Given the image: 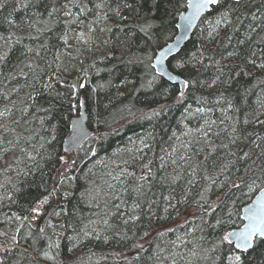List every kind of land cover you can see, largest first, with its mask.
I'll use <instances>...</instances> for the list:
<instances>
[{"label":"trees","instance_id":"1","mask_svg":"<svg viewBox=\"0 0 264 264\" xmlns=\"http://www.w3.org/2000/svg\"><path fill=\"white\" fill-rule=\"evenodd\" d=\"M187 4L0 0V264H264L218 243L264 189V0L204 16L167 62L180 99L153 60Z\"/></svg>","mask_w":264,"mask_h":264},{"label":"water","instance_id":"2","mask_svg":"<svg viewBox=\"0 0 264 264\" xmlns=\"http://www.w3.org/2000/svg\"><path fill=\"white\" fill-rule=\"evenodd\" d=\"M239 1V0H235ZM215 5H209L207 8L196 12L195 9L187 5V9L182 12L179 16L177 22V34L172 41H170L165 47L160 49L154 60L153 67L155 68L158 75L164 77L170 83L180 85L181 92H185L184 79L179 75L171 72L167 66V61L169 58L176 55L185 45V43L191 38L194 31L198 27L202 18L211 11L212 7ZM172 77H177V79H172ZM94 134L87 124V115L85 109L83 108L78 116H76L71 124V131L69 135L65 138L62 144V150L66 154L73 156L82 145ZM261 203H264V189L259 190L252 200L242 208L241 217L243 219V224L239 228H234L229 230L227 233L235 231H240L244 226L251 221L248 219L249 216L253 215V212L259 209ZM252 208L253 212H249L248 209ZM259 238V237H258ZM233 240V246L237 243L235 237H230ZM254 246L253 244L247 249L250 250ZM235 249L239 252H246L242 248Z\"/></svg>","mask_w":264,"mask_h":264},{"label":"snow or ice","instance_id":"3","mask_svg":"<svg viewBox=\"0 0 264 264\" xmlns=\"http://www.w3.org/2000/svg\"><path fill=\"white\" fill-rule=\"evenodd\" d=\"M71 2V0H70ZM220 3V0H188V4L189 7L195 9V11L198 13L201 10L207 8L209 5H217ZM21 7H25L26 3L21 4ZM128 5H126L127 7ZM67 7V5L65 6ZM97 7H100V5H97ZM53 12L56 11L55 8H53L52 10ZM49 15H51V13H49ZM70 15V13H69ZM116 15H119V12H116ZM228 15L227 12H225L223 14L224 17H226ZM218 24L220 23V21L217 22ZM152 27L151 24H147L145 27H141L140 31L141 32H145L147 33L148 29H150ZM81 36H83V33L80 34ZM64 39L66 40L67 37L65 36ZM0 59H3L2 56H0ZM262 67H264V65H262ZM172 79H177V77H172ZM217 79H219V77H217ZM216 81L214 80L213 83H215ZM184 87L187 88L190 86V81L189 80H184ZM194 83V82H192ZM48 87H51V85H48ZM184 96V93L181 92L180 93V99H182ZM54 138V137H53ZM61 160H64V157H60ZM144 168L147 170L146 173L144 175H141L139 177V180L141 181H145L147 180L148 176L151 175V168L149 167L148 164L144 165ZM53 191H55V189H53ZM137 191H139V186L137 187ZM203 198V197H202ZM48 202V197L45 196L43 198V200L41 201V204H46ZM134 207H138V205H134ZM249 212H253L252 208L248 209ZM31 212L35 213L36 215H40V209L39 208H33L31 209ZM57 215H59V213H56ZM35 218V217H34ZM130 219L135 220L137 219L136 216H132L130 217ZM248 219L251 221L250 223L246 224L244 226V228L240 231H235L233 230L230 233H226L224 234L220 240H219V244H223L225 242H227L229 245L233 244V240L230 239V237H235L237 243L235 244L236 248H242L243 250L247 251V249L253 244V242L259 237L261 239H264V203H261L259 206V209L255 212H253L252 216H249ZM127 223V221H125ZM217 223H221L220 221H217ZM41 232H43V229H40ZM87 235V233H86ZM139 247V246H138ZM45 256H48V253H44ZM234 264H240L241 261V256L240 255H236L234 256Z\"/></svg>","mask_w":264,"mask_h":264},{"label":"bare ground","instance_id":"4","mask_svg":"<svg viewBox=\"0 0 264 264\" xmlns=\"http://www.w3.org/2000/svg\"><path fill=\"white\" fill-rule=\"evenodd\" d=\"M168 43H169V42H168ZM168 43H167V44H168ZM167 44H165L164 46H162L161 48H159V49L157 50V52H158L160 49H162L163 47H165ZM157 52H156V53H157ZM179 52H180V51H179ZM179 52H178V53H179ZM178 53H177V54H178ZM169 59H170V58H169ZM169 59H168V60H169ZM173 73H174V72H173ZM177 75H178V74H177ZM180 77H181V76H180Z\"/></svg>","mask_w":264,"mask_h":264},{"label":"rangeland","instance_id":"5","mask_svg":"<svg viewBox=\"0 0 264 264\" xmlns=\"http://www.w3.org/2000/svg\"><path fill=\"white\" fill-rule=\"evenodd\" d=\"M40 209V207H38Z\"/></svg>","mask_w":264,"mask_h":264}]
</instances>
